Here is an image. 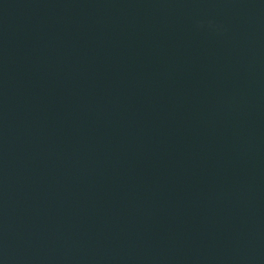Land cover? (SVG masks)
Segmentation results:
<instances>
[{
  "label": "water",
  "instance_id": "1",
  "mask_svg": "<svg viewBox=\"0 0 264 264\" xmlns=\"http://www.w3.org/2000/svg\"><path fill=\"white\" fill-rule=\"evenodd\" d=\"M0 264H264V0H0Z\"/></svg>",
  "mask_w": 264,
  "mask_h": 264
}]
</instances>
